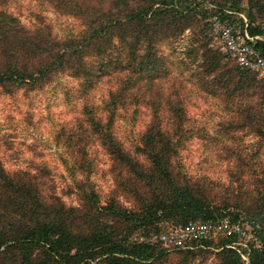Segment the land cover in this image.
<instances>
[{"label":"rangeland","instance_id":"rangeland-1","mask_svg":"<svg viewBox=\"0 0 264 264\" xmlns=\"http://www.w3.org/2000/svg\"><path fill=\"white\" fill-rule=\"evenodd\" d=\"M116 2L7 0L4 9L26 30L35 33L43 29L63 45L69 41L79 43L88 36L104 21L106 10L116 11L112 9ZM194 3L198 12L192 25L177 32H161L156 46L160 70L153 73L152 81L145 78L125 88L128 47L113 39L105 60L109 54L113 61L120 60L122 67L100 72L98 57L90 55L87 61L96 63V72L100 73L91 80L62 70L36 86L9 93L0 88L1 165L10 172L28 173L47 203L84 211L88 210L87 197L93 193L100 209L115 203L138 212L140 196L149 191L145 179L108 154L100 135L110 129L122 150L147 173L151 164L143 136L157 108L160 126L171 139L169 164L174 175L198 188L216 213L246 222L258 238L252 229L260 227L255 215L264 221V116L258 123L262 131H258L247 118L251 109L259 111L257 99L244 95L229 98L209 85L216 73L208 74L202 67L198 48L206 41L217 51L208 18L212 14L221 16L219 13L228 10L233 0ZM239 7L243 13L233 15L237 25L245 27L250 13L253 25L264 29V10L250 9L247 0H240ZM259 37L264 41V33ZM45 60L24 58L25 63L35 67ZM222 64L234 67L229 58H222ZM110 93L116 94L112 121L105 106L112 97ZM173 105L180 107V113ZM170 223L157 221V227L162 229ZM129 240L154 242L155 236L146 237L137 229L129 234ZM218 240L196 249L165 253L152 264H226ZM258 242L262 244L259 238ZM240 262L247 264L241 256Z\"/></svg>","mask_w":264,"mask_h":264},{"label":"trees","instance_id":"trees-1","mask_svg":"<svg viewBox=\"0 0 264 264\" xmlns=\"http://www.w3.org/2000/svg\"><path fill=\"white\" fill-rule=\"evenodd\" d=\"M6 1L0 0V88L6 93L36 86L43 78L62 70H71L73 76L91 80L100 74L96 72V63L100 72L106 73L112 66L122 67L121 61H113L109 54L105 60L113 39L128 47L129 67L125 69L129 68V74L125 88L133 87L145 78L152 81L153 73L160 70L156 46L161 32H177L192 25L198 12L194 0H117V6L112 8L116 11L106 10L104 21L88 36L76 44L69 41L60 45L43 29L35 33L26 30L19 19L4 9ZM239 1L233 0L231 7L219 14L241 31L242 25H237L233 16L243 13ZM247 2L250 9L264 10V0ZM246 19L245 28L250 35L264 33L262 27L253 25L250 13ZM258 45L264 49V42L258 41ZM198 48L202 67L208 74L216 73L209 83L211 87L220 89L229 98L244 95L257 99L259 111L251 109L247 118L262 131L258 123L264 116V80L257 79L252 71L234 61V67H225L222 58L228 57L212 50L206 41ZM90 55L98 57L96 63L87 61ZM31 57L46 60L37 67L29 66L24 58ZM110 95L112 97L105 106L112 121L116 108L113 95L116 94ZM172 108L180 113V107L173 105ZM158 115V109L154 108L152 125L143 136L145 154L151 164L147 173L122 150L110 129L104 134L96 131L102 133L101 142L108 154L145 179L149 191L146 196H140L138 212L115 203L100 209L93 193L88 195V210L84 211L61 203H47L28 173L7 171L0 163V264H92L100 259L103 264H152L165 253L190 249H167L157 241L133 242L129 240L132 231L140 229L144 236L154 237L161 231L157 221L184 225L190 221H211L228 216L216 213L198 188L174 175L169 164L171 139L162 130ZM106 215L109 221H106ZM254 217L260 227H252V230L262 247L252 250L249 264H264V221L258 215ZM151 228L153 230H149ZM213 240L207 239L203 245L207 246ZM228 242L230 240L226 238H219L217 243L225 254L226 264H241L238 252L228 247Z\"/></svg>","mask_w":264,"mask_h":264},{"label":"built area","instance_id":"built-area-1","mask_svg":"<svg viewBox=\"0 0 264 264\" xmlns=\"http://www.w3.org/2000/svg\"><path fill=\"white\" fill-rule=\"evenodd\" d=\"M208 23L217 50L264 80V49L258 45V41H264L259 35H250L245 27L238 30L218 14H212ZM219 238L230 240L228 247L234 248L247 264L252 250L262 247L259 237L252 233L246 222L229 216L211 221L195 220L184 225L166 224L155 236V241L167 249H194L207 239Z\"/></svg>","mask_w":264,"mask_h":264}]
</instances>
